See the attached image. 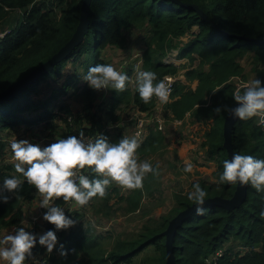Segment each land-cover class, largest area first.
<instances>
[{"label": "trees", "instance_id": "16d2710c", "mask_svg": "<svg viewBox=\"0 0 264 264\" xmlns=\"http://www.w3.org/2000/svg\"><path fill=\"white\" fill-rule=\"evenodd\" d=\"M80 1L0 0V24L9 12L19 11L14 25L0 36V91L46 60L70 37L77 23ZM179 1L196 4L227 34L212 29L196 13L171 0H91L87 31L82 41L51 71L0 103V190L6 177L16 176L21 180L17 192H0L8 198L7 203L0 199V234L1 230L22 221V204L31 198L35 189L15 172V164L1 161L5 147L2 136L5 133L18 126L30 129L39 125L49 133L52 129L51 134L57 142L58 137L66 139L81 132L94 134L102 128L98 138L116 143L124 137L121 131L126 121L119 114L120 105L131 102L132 107L141 112L153 107L155 97L145 104L139 97L136 84L131 88L126 85L122 92L108 89L100 99L83 80L90 67L102 64L100 50L105 47L122 48L125 32L131 30H144L140 70L155 72L158 80L165 75L176 74L177 68L173 63L162 61L169 50H176V58H187L191 62L197 60L196 65L183 74L186 80H196L195 87L189 89L175 81L163 115L181 120L187 114L193 121H210L202 146L205 147V157L215 164L214 181H193L190 191L194 184L199 183L207 192L206 198L215 195L227 198L232 194L235 184L219 183L223 162L227 159L221 145L225 113L217 116L214 109L223 105L232 106L235 103L234 93L238 89L242 91L241 87L236 88L237 85L230 82L233 77L237 78L238 85L246 82L239 62L241 57H247L249 71L254 78L264 82V0ZM53 8L57 9L56 13ZM192 27L196 30L191 31ZM185 33L190 34L185 43L174 42ZM69 61L74 70L62 76L61 70ZM76 68H81V77ZM131 69L132 66L128 71ZM121 72L129 75L127 71ZM47 77L54 81H61L63 77V81L56 88L49 89L54 94H47L41 99L33 98L31 95L36 91L38 93V85ZM79 80L82 85L76 89L77 94L86 104L84 114L73 115L67 104L61 102L56 106L55 100L59 101L66 95L69 85ZM56 119L62 123L61 131L54 123ZM164 142L165 135L154 124L146 125L137 157L143 159L158 153L164 148ZM231 146L233 153L264 159V124L256 122L254 117L237 120L231 131ZM83 171L89 179L97 178L91 170ZM156 179L157 175L149 174L143 181L142 189L127 190L125 193L118 194L112 188L118 202L123 203L121 210L125 213L137 210L142 194L151 193ZM189 192L173 193L172 205L165 214L146 220L133 238H115L108 247L101 243L103 236L93 230L84 215L69 211L68 203L58 199L54 205L63 208L65 215L77 222L74 227L57 231L54 225L45 221L44 232H57L59 236L57 246L48 253L35 235L33 257L39 264H130L138 252L151 247L152 254L145 257L142 264H164V238L160 232L173 215L193 203L187 198ZM106 193L103 198L97 196L90 202L99 198L102 206L106 207L110 191L106 189ZM204 208V215L197 216L195 211L192 212L175 230L172 242L174 264H264V217L260 215L264 210V192H257L249 184L246 185V198L238 208L230 211L218 206ZM46 212L47 209H44V214ZM101 215L108 216L109 212H102ZM228 241L234 244L226 245ZM217 250L220 255L206 263L205 260ZM62 251L66 255H61ZM29 260L26 264H34Z\"/></svg>", "mask_w": 264, "mask_h": 264}, {"label": "clouds", "instance_id": "9594fccd", "mask_svg": "<svg viewBox=\"0 0 264 264\" xmlns=\"http://www.w3.org/2000/svg\"><path fill=\"white\" fill-rule=\"evenodd\" d=\"M170 77L158 80L155 72L137 69L135 74L136 90L140 99L148 104L155 97L161 104L169 102L171 96ZM83 80L96 90H115L122 92L129 81L126 73L118 71L112 64H97L88 69ZM233 96L235 107L218 106L214 109L217 116L222 113L239 120H247L256 116H264V82L255 79L241 85ZM13 153L15 172L20 174L40 195V207L47 209L43 219L55 226L56 230L74 227L75 220L65 215L64 209L55 206L54 201L63 199L65 203L75 202L85 206L94 197L103 198L106 189L116 183L128 190L142 189L145 178L152 174L159 175L158 168L148 161H140L137 149L140 143L135 137L124 136L117 143H109L105 138L85 140L84 133L80 138L68 136L57 139L50 146L41 148L27 140L13 141L10 145ZM85 169L91 170L97 178L89 179ZM185 173L193 171V164L186 162ZM99 177H102L99 178ZM219 183L251 185L257 192H264V159L252 155L233 153L231 159L223 162V171ZM21 180L16 176L3 179L2 191L17 192ZM207 192L199 183L192 186L187 194L189 201L197 205L195 214H205V198ZM7 203V196L0 195ZM260 215L264 217V210ZM24 223L23 221L21 222ZM36 236L24 227L15 228L0 237V262L4 264H25L33 257L32 249L36 245ZM57 232L47 231L39 237V244L51 253L57 246ZM61 255H66L63 251Z\"/></svg>", "mask_w": 264, "mask_h": 264}, {"label": "rangeland", "instance_id": "374dc122", "mask_svg": "<svg viewBox=\"0 0 264 264\" xmlns=\"http://www.w3.org/2000/svg\"><path fill=\"white\" fill-rule=\"evenodd\" d=\"M53 11L56 13L57 9L53 8ZM16 17H19L18 10L9 12L6 20L0 24L1 34L3 31H6V29L14 25ZM190 30L195 31L196 27H192ZM144 35L145 32L142 29L127 31L125 32V41L122 48L105 47L99 52L102 64H112L118 71H127L129 73V81L127 83L129 88L136 83L135 74H133L132 69L128 71V68H131L134 64L133 62L136 58L133 56L136 54L140 55L143 50L142 40ZM189 37L190 34L185 33L174 42L185 43ZM162 61L166 63L171 62L177 68L176 74L172 76L171 84L175 81H179L189 89H193L195 87L196 80H186L183 74L186 70L196 65V59L191 62L188 61L187 58H176V50L171 49L162 58ZM239 62L243 67L246 76V83L255 80L254 75L249 71L247 57H241ZM72 70H74L73 64L69 61L63 66L61 74L63 76ZM75 70L77 73L82 72L81 68H76ZM81 75L82 73L79 74L80 77ZM60 80L63 81V77H61ZM61 81H54L47 77L46 81L44 80L38 85V93L36 91V93L31 96L35 99H41L44 96L46 97L47 94H54V92L49 89L51 87L56 88ZM230 82L237 86L239 84L237 78L235 77L231 78ZM81 85V80L72 85L70 84V87L66 90V95L60 97L59 101L56 99L55 105L57 106L62 102L69 106L73 115L84 114V106L86 102L78 96V90H76ZM92 90L94 92L96 91L94 89ZM104 92L106 93L107 90L96 91L100 99H103V95H105ZM156 100L157 99L155 98V101ZM164 108L165 104L156 103L152 112L148 110L147 114L142 116L143 119H146L150 113L156 112L160 116V119L163 117L164 121L160 131L165 135V142L164 148L158 153H155L147 158H138L140 161L146 160L150 162L155 168L159 165V175H157V183L152 185L151 193L147 194L144 192L142 194L137 210L131 213H125L121 210L123 203L118 202L117 196L112 191V188L117 190L118 194L125 193L128 189L122 188L116 183L110 184L107 188V190L110 191V199L107 201L106 207L102 206V200L99 198H96L91 202L89 201V203L85 206H78L72 201L68 202L67 209L69 211L74 210L82 214V216L84 215L85 220L89 222V224L93 227V230L103 236L100 241L102 244L107 245V247L115 238H121L124 240L133 238L146 220L151 218L155 219L158 216L165 214L172 205L173 193L189 192L190 184L193 181H214L213 172L215 171V164L205 157V147L202 146V142L204 141L203 136L209 128L210 121H193L188 115H185L178 123H174L170 117L163 115L165 111ZM133 109L134 108L132 107L131 102L122 104L119 107V114L121 115L122 120H126L124 128L121 132L127 137H132L133 119H130L128 114ZM86 110L87 109H85V111ZM129 120H132V122H129ZM254 120L261 124L264 123V117L262 116H256L254 117ZM54 123L56 124L58 131H61L62 123L60 120L58 121L56 119ZM85 125L86 124H84V126ZM147 125H152V123L150 122ZM106 128H108V126ZM52 132V129H50L49 133L46 128L39 125L33 126L30 129H24L19 126L18 128L11 129L10 132H7L2 136L5 147L3 148L4 154L1 156V161L10 164L16 163L13 160V153L10 147L13 141L27 140L29 143L39 145L41 148H44L56 142L54 134H51ZM58 138L60 139L61 137ZM186 162H191L193 164V171L191 173H185L183 171ZM40 200V195L34 189L31 192V198L24 201L22 204V211L24 214L22 220L25 222L24 224H26L29 217L35 213V208L39 205ZM105 211L109 212L108 216L101 215L102 212ZM43 216L44 214L41 216V226L30 230V233L34 231L44 232L43 226L45 224V220L43 219ZM228 244L232 245L234 242L228 241L226 245ZM150 254H152V248L146 247L131 259L130 264H142V260ZM35 260L37 261L36 258ZM26 263H28V261H25V264ZM0 264H4V262H0Z\"/></svg>", "mask_w": 264, "mask_h": 264}, {"label": "water", "instance_id": "95a60500", "mask_svg": "<svg viewBox=\"0 0 264 264\" xmlns=\"http://www.w3.org/2000/svg\"><path fill=\"white\" fill-rule=\"evenodd\" d=\"M91 0H81L79 4L77 23L70 37L46 60L36 65L21 77L9 83L5 88L0 91V103L9 100L13 96L23 91L27 86L36 82L42 75L51 71L53 67L60 61L65 59L69 53L82 41L84 34L87 31L88 26V8ZM175 4L190 10L198 15V17L205 21L212 29L220 32L221 34H227V32L219 27L215 22L208 19L206 14L194 3L181 2L179 0H171ZM235 107V103L232 105ZM239 120L238 118H232L227 114L223 117L222 122V147L226 152L227 159H231L233 154L231 146V131L234 123ZM246 198V185H240L235 183L232 194L225 198L221 196H211L205 198L204 206L212 207L218 206L225 210H232L238 208ZM197 205L192 203L186 206L184 209L178 211L167 222L165 228L160 232V235L164 238V264H174V257L172 252V242L175 234V230L182 224V222L195 211Z\"/></svg>", "mask_w": 264, "mask_h": 264}, {"label": "built area", "instance_id": "2783aa9c", "mask_svg": "<svg viewBox=\"0 0 264 264\" xmlns=\"http://www.w3.org/2000/svg\"><path fill=\"white\" fill-rule=\"evenodd\" d=\"M17 11V10H16ZM7 31V30H6ZM5 31L2 32V34L4 33ZM2 34L0 33V36H2ZM140 55L139 54H136L134 55L133 57H135L136 59L134 60V64L132 66V72L133 74H136V71L137 69L140 70V64H141V60H140ZM173 76V75H172ZM172 76L171 75H165L162 79H164L165 77H170V86H171V89H172V85L173 83L171 84V81H172ZM246 83V82H245ZM239 87H241V85H238ZM236 87V88H239V87ZM105 93V92H104ZM170 100V99H169ZM156 103H160L158 100L155 101V103L153 104V107L150 109V111L152 112L153 109H154V106ZM147 114V111L145 112H141V111H138L137 109H133L131 112H130V115H129V118L130 119H133V129H132V134L135 138L138 139V141H140L145 133V126L148 124V123H152L155 125V128L157 130H161V127H162V123L164 121L163 117H161L160 119V116L156 113V112H153V113H150V115L146 118V119H143L142 116H145ZM187 115V114H185ZM184 115V116H185ZM170 117V115H169ZM264 117V116H262ZM171 118V117H170ZM172 119V118H171ZM172 121L174 123H178L180 120H176V119H172ZM264 124V123H263ZM111 126H109L110 128ZM106 128V127H105ZM103 132V129L101 128L99 130V132L97 133H94V134H88V133H84V138L85 140L87 139H91L93 142L100 136V133ZM74 136H76L77 138H80V133L78 134H75ZM44 214V208H41L40 207V203L39 205L36 206L35 208V213L33 215H31L29 217V220L26 222V224H21V223H18V224H15L9 228H6V229H9L11 232L15 229V228H18V227H24L27 231H30L32 230L34 227L38 226L39 225V218ZM220 255V251L217 250L215 253H213L207 260H205L206 263H209V261H212L214 260L217 256ZM29 261L31 262H34L32 259H30Z\"/></svg>", "mask_w": 264, "mask_h": 264}, {"label": "crops", "instance_id": "0c3cea01", "mask_svg": "<svg viewBox=\"0 0 264 264\" xmlns=\"http://www.w3.org/2000/svg\"><path fill=\"white\" fill-rule=\"evenodd\" d=\"M22 221H23V220H22ZM22 221H21V222H22ZM40 221H42V220H41V217L39 218V225L36 226V227H34V228H38V227L41 226V225H40ZM21 222H20V223H21ZM23 222H24V221H23ZM21 224H22V223H21ZM34 228H33V229H34ZM42 228H43V227H42ZM1 231H2V234H1L0 237H2L3 235H5V234L11 232L9 229H3V230H1ZM31 234H34V235L40 237L41 235L44 234V232H41V231H34V232H31Z\"/></svg>", "mask_w": 264, "mask_h": 264}]
</instances>
